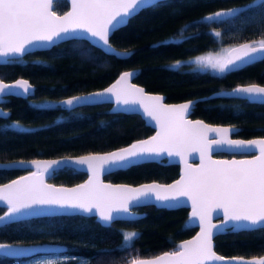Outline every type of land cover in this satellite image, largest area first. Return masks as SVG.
Here are the masks:
<instances>
[{"label":"trees","instance_id":"16d2710c","mask_svg":"<svg viewBox=\"0 0 264 264\" xmlns=\"http://www.w3.org/2000/svg\"><path fill=\"white\" fill-rule=\"evenodd\" d=\"M250 0H158L139 9L127 23L110 35V43L129 52L116 57L86 40L60 42L47 49L26 53L22 62L0 63V78L25 77L34 86L27 96H5L0 106V161L55 157L105 151L148 135L152 128L137 113L113 112L107 102L65 108L59 99L111 81L120 71H135L132 80L148 91L159 92L166 101L208 97L197 103L191 117L207 122L234 124L237 137L264 136V105L234 95H214L238 83L264 84V59L254 61L231 74L208 69H179L170 65L203 51L229 47L243 40H259L264 13ZM243 5V13L204 21L202 14L220 7ZM65 0H55L53 10L62 12ZM183 31L182 39L179 37ZM214 31H220L219 37ZM50 101L51 103H46ZM18 122V124H17ZM10 123H12L10 125ZM216 155H221L217 153ZM178 165L144 161L103 174L113 182L169 181ZM21 168H0V182L22 172ZM85 172L70 166L57 167L48 176L55 184L81 181ZM4 210L0 206V213ZM142 212L133 220L100 224L92 215L57 214L0 225V242L49 241L64 244L63 259L54 264H123L131 259L174 250L180 240L195 230L185 207L165 208L152 204L136 206ZM24 225H27L25 227ZM137 231L134 244L123 242V232ZM214 249L223 255L264 253V230L259 227L225 231L213 237ZM32 258V257H31ZM29 258L0 256V264H14Z\"/></svg>","mask_w":264,"mask_h":264},{"label":"snow or ice","instance_id":"6c2138e0","mask_svg":"<svg viewBox=\"0 0 264 264\" xmlns=\"http://www.w3.org/2000/svg\"><path fill=\"white\" fill-rule=\"evenodd\" d=\"M54 3L55 0H0V63L18 64L26 53H32L35 49L82 40L102 43L109 53L128 56L127 50L116 52L110 43V35L125 25L138 9L151 4L152 0H71V11L63 15L53 10ZM257 4L264 13V0H250L248 8L254 9ZM243 11L244 6L241 5L208 13L202 19L213 21ZM261 27V36L264 37V19L261 20ZM213 34L217 37L221 35L220 31ZM182 38L183 31L175 39ZM222 53L190 59L198 68L231 74L257 61V56L264 59V38L241 43L238 47L222 50ZM182 63L177 59L170 67L178 70ZM135 71L123 72L115 84L102 91L71 96L60 103L66 106L76 102L92 103L95 98L111 94L115 97L116 105L124 106L120 111H133L127 106L134 105L143 109V114L155 122V135L102 155L18 162L21 165L29 163L36 170L0 184V204L7 209L0 215V225L63 214L66 210H79L98 216L99 221L110 226L116 220L135 219L138 214L131 210L136 205L155 201L159 202L158 206L177 208L190 201L189 220L198 222L200 228L196 236L179 243L175 250L163 252L152 259H134L129 264H208L225 260L238 264H264V256L250 260L243 257L226 258L217 255L213 246V237L218 232L257 226L259 230H264V137L231 139L230 135L239 134L235 126L215 127L202 120L187 119L197 103H207L209 98L200 97L179 105H166L162 103L163 97L147 95L144 89L128 84ZM33 89L34 86L25 79L12 83L0 79V99L5 96H27ZM234 94H243L248 101L264 105V86L255 83L214 93L228 97ZM2 115L6 117L8 113ZM209 133L215 135L210 138ZM223 151L241 154L258 151L259 154L252 155L251 159H212L213 152ZM190 152L199 153L200 164L197 167L187 164L185 157ZM166 157H179L184 164L180 178L171 184L148 183L133 187L105 184L99 179L101 173L144 161H162ZM15 165L16 162H10L0 167L11 168ZM58 165H86L91 175L84 184L74 188L45 183V175L54 173ZM214 214L223 216L219 224L212 222ZM139 235L137 231L123 232V242L134 244ZM27 251L19 244L0 243V256H23Z\"/></svg>","mask_w":264,"mask_h":264},{"label":"water","instance_id":"95a60500","mask_svg":"<svg viewBox=\"0 0 264 264\" xmlns=\"http://www.w3.org/2000/svg\"><path fill=\"white\" fill-rule=\"evenodd\" d=\"M156 1H158V0H152V3L156 2ZM66 2H67V7L62 12H60V13H57L56 12L58 15H63L65 12L71 11V0H66ZM148 5H150V4H148ZM148 5H146V6H148ZM236 6H239V5H232V6H229V7L216 8L214 10H211V11H208V12L202 14L201 18L203 16H205L206 14H208V13H211V12H214V11H217V10H221V9L232 8V7H236ZM86 41L88 43H90L91 45L99 48L104 53L113 54L116 57H122V56L116 55L115 53H109L107 51V49L104 48V46L102 45V43L101 44H96L94 41H88V40H86ZM251 41H254V40H252V39L243 40V41H240V42L235 43L233 45H230L229 47H227V49H231V48H234V47H238L241 43H247V42H251ZM112 46L116 50V52H123V51H125L123 49H119V48L115 47L114 45H112ZM35 50H42V49H35ZM35 50H33V51H35ZM259 59H261V57L257 56V60H259ZM123 72H127V71L126 70L120 71L111 81H109L107 84H105L102 87H99V88L91 89V90H88V91L79 92V93H75V94H71V95L65 96V97L59 99L58 102H59V104L61 106L65 107V108H72V107H75V106H78V105H83V104H96V103L107 102V103L110 104V110L113 111V112L137 113L143 119L144 123L147 124V125H149L152 128V131L148 135L143 136L141 138H137L135 140H132L131 142H129V143L125 144V145H122V146H119V147H116V148H113V149L105 150V151L86 152V153L72 154V155H59V156H55V157H35V158H29V159H12V160L0 161V165L7 164V163H10V162H16V165L14 167L21 168V169H27L24 172H22V173H20V174H18L16 176H14V177H12L10 179H7V180H5L3 182H0V184L9 183V182H11L14 179H19L21 176H27V175H29L30 172H33V171L36 170L35 167L33 165L29 164V163H24L22 165L19 164L18 162H20V161H25V162L32 161V160L49 161V160H62L65 157H70V158L75 159V158H78L80 156H85V155H89V154H101L102 155V154L107 153V152L116 151V150H118V149H120L122 147H127L128 145L134 143L137 140L147 139L148 137L155 135V132L157 130L155 128V126H154L155 125V122L154 121H151V119L149 117H147V116H145L143 114V109L139 108L138 105H134V106H127V107H130V108L134 109L133 111H129V112L120 111L119 109L121 107H124V106L116 105L115 97L114 96H111V94H105L102 97L95 98L94 102H92V103L76 102L72 106H66V105L60 103L64 99L70 98L71 96L85 95L87 93L102 91L103 89H106L108 87H111L113 84L116 83V81L120 78V75ZM17 79H25V80H28L27 78L21 77V76L14 77V78L9 79V80H4V79H2V80H4V82H6V83H12V82H14ZM253 83L258 84V85H261V86H264V84H260V83H256V82H247V83H238V84L232 86L231 88H234V87H243V86H247V85L253 84ZM128 84L134 85V86H136L138 88L144 89V92L147 95H159V96L163 97L162 103H164L166 105H179V104L185 103V102H187L189 100H194V99L199 98V97H193V98L183 99V100H179V101H166L164 99V95L162 93L146 90L142 85H140L137 82L133 81L132 80V77L129 79ZM231 88H229L227 90H230ZM234 95H237V96H240V97L245 98L243 94H234ZM251 102H254V101H251ZM0 110H2V112H0V116H3L2 113H4V109L1 106H0ZM186 118L189 119V120H192V121L202 120L206 124H208L210 126H215V127H230V126H235L237 128V130H238V127L236 125H234V124L207 122L204 119L199 118V117H191L190 114H188ZM214 135L215 134H213V133H209V137L210 138H212ZM260 137H264V136H251V137H246V138L244 137V138H242V137H237V136L230 135V138L231 139H244V140L257 139V138H260ZM223 152L232 153V154L229 155V156H225V155H215V153H217V152H213L211 154L212 155V159H214V160L251 159L252 158V155H258L259 154L258 151L254 152V153H251V154H241L240 153L239 155H234V152H231V151H223ZM185 159L187 161V164L189 166H191V167H197L200 164L199 153L190 152V153H188L186 155ZM164 160H165L166 163H175V164L178 165L177 175L174 178H172L171 180H169V181H163V182H161V181H157V180H148V181H142V182H138V183L113 182V181H109V180H106V179L103 178V174H105L107 172L101 173L99 179L103 183H105V184H112V185H131L133 187L139 186L141 184H148V183L171 184V183H173L174 181H176V180H178L180 178V176L182 174V170L184 168V164L180 161V158L179 157H171V158H167L166 157V158H164ZM153 161H157V160H153ZM61 166H64V165H58V166H55V167L57 168V167H61ZM14 167H11V168H14ZM0 168H3V167H0ZM74 168L85 172L86 176L81 181L76 182V183H73V184H55V183H52V182L48 181L47 178H48L49 175H45V177H44L45 183L50 184V185H54L56 187H65V188H74L77 185L84 184L89 179V177L91 175V173L87 169V166L86 165H77ZM186 199L187 198H185V200ZM158 203L159 202L153 201L152 203H149V204H152V205H154L156 207H162V206H158ZM140 205H145V204H140ZM0 206H3L4 207V210L0 213V215H2L3 212L6 211L7 209H6V206H4L3 204H0ZM136 206H139V205H136ZM180 207H185L187 209L188 217H190V213H191V202L190 201H187V203H185L184 205H182ZM131 211L134 214H138V215L135 216V218L141 216V214H142L141 211L136 210L134 208H132ZM63 214L92 215L100 224L104 225L101 221H99L98 216H96L94 214L83 213V212H81L79 210H66ZM222 219H223V216L222 215H220L219 217H217L214 214L213 221L212 222L215 223V224H219ZM190 222L193 225H195L194 232L191 235H189V236L183 238L182 240H180L179 243H181V242H183L185 240L192 239L200 231V228L198 226V222H192V221H190ZM257 227H259V226H257ZM238 230H243V229H238ZM238 230H235V231H238ZM226 231H233V230L229 229V230H226ZM223 232H225V231H223ZM223 232H218L216 234L223 233ZM0 243L19 244L20 246L25 247L26 249H28V251H27V254L26 255H23V256L32 255V254L39 253V252L40 253H51V254L52 253H58V252L63 251L64 248H65L64 244L56 243V242H49V241H39V242H31V243H12V242H0ZM213 246H214V240H213ZM166 251H169V250H164V251L158 252V253H156L154 255L141 256V257H137V258H134V259H152L156 255H160V254H162L163 252H166ZM214 251L217 253V255H221V256H224L226 258H230V257H243L245 260H250L252 258H259L261 256H264V253L259 254V255H250V256H244V255H238V254H234V255H223V254L217 252L215 249H214ZM16 257H19V256H16ZM134 259H131V260H134ZM131 260H129V261L123 263V264H129V262ZM208 264H238V262L231 261V260H225V261L208 262Z\"/></svg>","mask_w":264,"mask_h":264},{"label":"rangeland","instance_id":"374dc122","mask_svg":"<svg viewBox=\"0 0 264 264\" xmlns=\"http://www.w3.org/2000/svg\"><path fill=\"white\" fill-rule=\"evenodd\" d=\"M227 49V47H220L214 51H203V52H199L195 55H192L190 57H187L185 59H180L183 63L187 64L188 67L190 68H197V69H201V68H198L192 59L190 58H194V57H197V56H207L209 54L215 56V55H218V54H223L222 53V50H225ZM206 69V68H204ZM210 70L211 72H214L213 70L211 69H208ZM216 73V72H214ZM46 103H51L50 101H47ZM12 123H10L11 125ZM63 259V256H61L60 254H47V255H42V256H36V257H32V258H29L27 260H22V261H19V262H16L14 264H54V263H59L61 260Z\"/></svg>","mask_w":264,"mask_h":264},{"label":"flooded vegetation","instance_id":"af4514ba","mask_svg":"<svg viewBox=\"0 0 264 264\" xmlns=\"http://www.w3.org/2000/svg\"><path fill=\"white\" fill-rule=\"evenodd\" d=\"M66 1V0H65ZM3 99V98H2ZM0 99V100H2ZM234 136V135H232ZM217 153H221V155H225V156H229L231 155L232 153H226V152H217ZM215 153V155L217 154ZM240 153H234V155H239ZM24 170H27V169H24ZM134 209H136V206L133 207ZM47 254H51V253H35V254H32V255H28V256H19V258H31V257H36V256H42V255H47ZM52 254H60L59 252L58 253H52Z\"/></svg>","mask_w":264,"mask_h":264}]
</instances>
